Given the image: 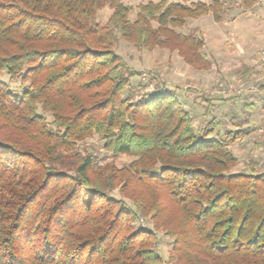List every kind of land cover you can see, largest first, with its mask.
I'll use <instances>...</instances> for the list:
<instances>
[{"label": "trees", "instance_id": "1", "mask_svg": "<svg viewBox=\"0 0 264 264\" xmlns=\"http://www.w3.org/2000/svg\"><path fill=\"white\" fill-rule=\"evenodd\" d=\"M208 1H147L130 20L122 0H0V75L26 83L17 93L0 80V264H164L154 230L172 237L169 264H264V173H230L229 145L248 132L212 138L215 118L196 132L168 90L134 99L139 71L114 50L111 26L205 69L204 33L175 29L223 21L225 0ZM94 134L134 159L79 151Z\"/></svg>", "mask_w": 264, "mask_h": 264}, {"label": "rangeland", "instance_id": "2", "mask_svg": "<svg viewBox=\"0 0 264 264\" xmlns=\"http://www.w3.org/2000/svg\"><path fill=\"white\" fill-rule=\"evenodd\" d=\"M147 1L159 0H122L131 8L130 20L135 17L136 5ZM167 1L190 5L200 0ZM239 3L240 0H225L227 10L221 22H215L209 13L187 18L184 25L175 29L184 35L195 32V29L204 33L202 50L209 61L205 69L192 68L177 51L138 48L123 39L111 26L117 37L114 50L131 69L139 71V76L132 77L130 81L134 99L153 91L168 90L185 104L196 132L213 118L220 125L212 138H223L228 130L247 131L248 134L229 145L237 159L230 173H264V0L250 13L241 10ZM230 12L238 16L237 23L227 22L231 18ZM111 13L112 8L105 6L97 13V20L105 24ZM257 15H262V19L259 20ZM153 25L156 26V23L153 22ZM0 80L8 83L17 93L26 86L20 80H9L5 73L0 75ZM242 83L243 87L238 86ZM45 117L48 121L52 119L49 114H45ZM103 143L100 136L94 134L84 141H78L77 146L83 153H93L101 164L113 161L116 166L122 167L134 159L121 154L113 157L102 148ZM112 194L120 197L116 189ZM135 227L153 229L146 220L136 222ZM154 231L155 249L164 264H169L172 237L161 230Z\"/></svg>", "mask_w": 264, "mask_h": 264}, {"label": "crops", "instance_id": "3", "mask_svg": "<svg viewBox=\"0 0 264 264\" xmlns=\"http://www.w3.org/2000/svg\"><path fill=\"white\" fill-rule=\"evenodd\" d=\"M201 1H203V0H201ZM238 3V2H237ZM237 6H238V4H237ZM239 7H240V9L241 10H243V11H245L246 13H250L251 12V10H254V9H257L258 8V5H256V2H255V6L253 7V8H247V7H244L243 5H242V2H241V0H240V3H239ZM239 7H237V9L239 8ZM235 9V8H234ZM256 11V13H258L257 12V10H255ZM231 13V12H230ZM231 18L227 21V22H229V23H237V20H238V16L237 17H235V15L233 14V13H231ZM257 17L259 18V20H261L262 19V15H257ZM236 25V24H235ZM251 47H252V45H251Z\"/></svg>", "mask_w": 264, "mask_h": 264}, {"label": "built area", "instance_id": "4", "mask_svg": "<svg viewBox=\"0 0 264 264\" xmlns=\"http://www.w3.org/2000/svg\"><path fill=\"white\" fill-rule=\"evenodd\" d=\"M263 0H256V5H260V3L262 2ZM249 13V12H248ZM238 86H244L243 83L241 85H238Z\"/></svg>", "mask_w": 264, "mask_h": 264}]
</instances>
